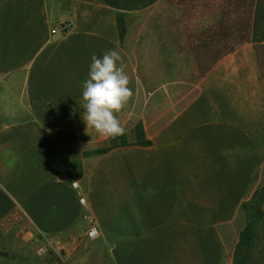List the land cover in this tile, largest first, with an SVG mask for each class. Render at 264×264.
Instances as JSON below:
<instances>
[{
  "label": "crops",
  "instance_id": "obj_1",
  "mask_svg": "<svg viewBox=\"0 0 264 264\" xmlns=\"http://www.w3.org/2000/svg\"><path fill=\"white\" fill-rule=\"evenodd\" d=\"M163 1L0 0V264H232L240 206L264 173L262 63L246 40L197 79L182 74L171 82L192 88L154 127L145 117L152 77L140 74L117 15ZM182 15L172 25L152 17V30L220 29L214 16L206 28ZM106 50L120 54L133 93L117 118L125 128L144 117L151 143L82 157L108 139L79 106L90 57ZM19 218L29 230L5 237ZM33 235L51 248L38 255Z\"/></svg>",
  "mask_w": 264,
  "mask_h": 264
},
{
  "label": "rangeland",
  "instance_id": "obj_2",
  "mask_svg": "<svg viewBox=\"0 0 264 264\" xmlns=\"http://www.w3.org/2000/svg\"><path fill=\"white\" fill-rule=\"evenodd\" d=\"M180 10L187 26L207 28L209 24L213 25L214 16V24L219 22L220 29L187 30V35L186 30L182 29L152 30V17L166 18L172 25ZM119 23L123 27L120 38L124 39L131 53L136 56L140 74L152 77V99L148 100V113L145 117L154 127L160 125L168 117V113L180 103V91L190 90L193 86L191 82L187 85H175L171 81H176L182 74H188L190 80L197 79L199 71L202 72L219 55L243 41L248 40L256 44L264 75V0H165L153 11L151 8L141 14L120 16ZM187 36L189 43L186 41ZM186 62L188 63L185 64ZM143 118L135 117L125 126L124 135L127 142L138 141V128L144 130ZM144 134L147 138L145 130ZM119 140L118 138L116 141ZM109 144L107 139L100 145L86 148L82 157H94L97 150ZM71 165L76 172L82 169L78 158L72 160ZM257 188L256 199L260 202L262 217L255 224L251 240L246 247L245 255L249 264H264V173ZM19 221L17 228L5 231V237L12 234L21 236L29 230L23 219L19 218ZM237 222L240 227L231 256L239 240V233L245 225V215L241 209ZM33 239L37 244L38 255L51 248L52 244L47 237L36 235Z\"/></svg>",
  "mask_w": 264,
  "mask_h": 264
},
{
  "label": "clouds",
  "instance_id": "obj_3",
  "mask_svg": "<svg viewBox=\"0 0 264 264\" xmlns=\"http://www.w3.org/2000/svg\"><path fill=\"white\" fill-rule=\"evenodd\" d=\"M120 61V54L114 50H106L100 56L93 54L87 77L81 82L83 103L79 106L85 113L83 119L87 127L109 139L125 134L126 129L116 113L127 105L133 94Z\"/></svg>",
  "mask_w": 264,
  "mask_h": 264
},
{
  "label": "trees",
  "instance_id": "obj_4",
  "mask_svg": "<svg viewBox=\"0 0 264 264\" xmlns=\"http://www.w3.org/2000/svg\"><path fill=\"white\" fill-rule=\"evenodd\" d=\"M117 16H118L117 20H118V28H119L118 32L121 37L123 34V27L119 23V17L121 15H117ZM230 51H232V48L226 53H229ZM208 68L209 67L207 66L206 68H204V70ZM118 138L120 140L117 142L116 140ZM137 139H138L137 142L129 143L125 140V135L116 137L115 139L108 138V141L110 142V144L97 150L96 154L99 155L102 153H106L110 149L119 147V146H124V145H129V144L148 146L151 143L150 140H148L145 137L144 130L141 127H139L137 130ZM257 191H258V188H256L251 198L244 201L240 206L241 211L243 210L244 215H245V225L239 233V240L237 241V244L234 249V253L232 255V264H249L247 257L245 255L246 247L249 244L248 242L251 240L255 224L259 222V220L262 217V211H260L261 210L260 202L256 199Z\"/></svg>",
  "mask_w": 264,
  "mask_h": 264
},
{
  "label": "built area",
  "instance_id": "obj_5",
  "mask_svg": "<svg viewBox=\"0 0 264 264\" xmlns=\"http://www.w3.org/2000/svg\"><path fill=\"white\" fill-rule=\"evenodd\" d=\"M62 179H70L68 175L66 174H62ZM70 185L73 189L75 190H79V184L77 182L76 179H71L70 180ZM79 202L81 205L85 206L86 205V201H85V197L80 195L79 196ZM85 219L86 221H89L90 224H88V228H87V231H86V236L90 239L92 238H96L99 234V231H98V228L97 226L94 224L93 220L91 217L89 216H85Z\"/></svg>",
  "mask_w": 264,
  "mask_h": 264
}]
</instances>
